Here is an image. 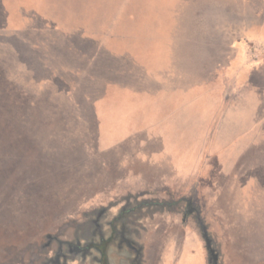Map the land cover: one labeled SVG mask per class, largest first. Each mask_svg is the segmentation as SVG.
Here are the masks:
<instances>
[{"label":"rangeland","instance_id":"rangeland-1","mask_svg":"<svg viewBox=\"0 0 264 264\" xmlns=\"http://www.w3.org/2000/svg\"><path fill=\"white\" fill-rule=\"evenodd\" d=\"M186 1L0 0V264H100L79 248L112 234L107 264H264V35L216 83L221 131L202 106L153 139L145 177L112 143L114 52Z\"/></svg>","mask_w":264,"mask_h":264},{"label":"crops","instance_id":"crops-1","mask_svg":"<svg viewBox=\"0 0 264 264\" xmlns=\"http://www.w3.org/2000/svg\"><path fill=\"white\" fill-rule=\"evenodd\" d=\"M179 18L176 25L163 27L166 31L160 40L145 42L140 52L134 50L136 43L114 52L113 65L119 73L114 82L122 88V105L113 107L119 136L112 143L120 149L133 148L122 156L132 168L138 162L144 177L155 161L166 162L163 152L151 154L153 139H163L164 130L171 126H183L188 115L201 113L202 106L211 110L213 124L219 120L217 127L223 129L217 104L225 95L218 97L215 86L218 81L232 80L233 66L239 60L233 58V49L248 50L247 40L242 39L259 42V35H264V0H187ZM124 77L128 82H121ZM247 138L242 132L245 149ZM110 143L103 140V148ZM160 264L165 263L160 260Z\"/></svg>","mask_w":264,"mask_h":264},{"label":"flooded vegetation","instance_id":"flooded-vegetation-1","mask_svg":"<svg viewBox=\"0 0 264 264\" xmlns=\"http://www.w3.org/2000/svg\"><path fill=\"white\" fill-rule=\"evenodd\" d=\"M113 237H114V234H112L110 237H102L101 240H100V242L97 243V244H95L93 242H87V244H85V245L82 244V246L79 248V251L82 250V248H84V247H87L89 249L92 248V247L93 248L94 247H97L98 251L100 250V252H99L100 253V260H101V263L100 264H107L105 249H106V247L108 246L109 242L111 241V239ZM124 240H126L125 237H124ZM68 248H69L68 249L69 252L72 255H74L75 253H72V252L75 249V247L72 248V245H69ZM61 255H62V253H61V251H59V256H61ZM57 259H58V256H57Z\"/></svg>","mask_w":264,"mask_h":264}]
</instances>
